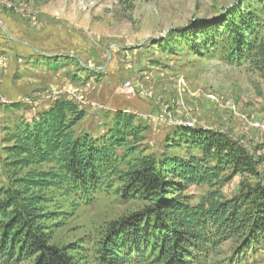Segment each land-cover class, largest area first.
<instances>
[{
    "label": "rangeland",
    "instance_id": "1",
    "mask_svg": "<svg viewBox=\"0 0 264 264\" xmlns=\"http://www.w3.org/2000/svg\"><path fill=\"white\" fill-rule=\"evenodd\" d=\"M263 2L0 0V188L9 183L5 148L12 133L56 99L83 110L76 134L102 137L118 112L134 116L141 132L118 150L123 172L136 157L200 155L174 137L185 126L242 143L264 182V57L253 49L239 62L229 60L227 36L216 37L215 26L232 9L263 17ZM199 23L215 26L207 43L187 40ZM247 35L263 43V25ZM121 179L108 178L91 201L59 187L46 190L52 243H82L81 263L98 264L93 249L100 230L146 204L123 200ZM244 179L239 174L225 183V195L238 194ZM207 191L193 185L185 193L197 204ZM233 246L206 250L205 264H264V250L234 263Z\"/></svg>",
    "mask_w": 264,
    "mask_h": 264
},
{
    "label": "trees",
    "instance_id": "2",
    "mask_svg": "<svg viewBox=\"0 0 264 264\" xmlns=\"http://www.w3.org/2000/svg\"><path fill=\"white\" fill-rule=\"evenodd\" d=\"M234 10L215 24L216 37L227 36L229 60L239 62L253 49L264 57V42L247 35L255 25L264 27V11L260 17L243 10L234 15ZM199 24L187 40L207 43L215 26ZM84 116L75 102L56 99L9 138V183L0 188V264H82V243H52L47 222L53 213L47 210L45 191L59 187L91 201L118 174L123 200L146 204L100 230L93 249L98 264H205L206 250L214 252L228 241L234 244V263L264 250V182L257 178L258 162L242 143L216 131L179 127L174 137L200 155L136 157L123 172L118 150L141 132L134 116L118 112L102 137L74 132ZM239 174L245 176L242 187L228 198L223 186ZM193 185L208 187L197 204L185 193Z\"/></svg>",
    "mask_w": 264,
    "mask_h": 264
},
{
    "label": "water",
    "instance_id": "3",
    "mask_svg": "<svg viewBox=\"0 0 264 264\" xmlns=\"http://www.w3.org/2000/svg\"><path fill=\"white\" fill-rule=\"evenodd\" d=\"M10 36V34H8Z\"/></svg>",
    "mask_w": 264,
    "mask_h": 264
}]
</instances>
